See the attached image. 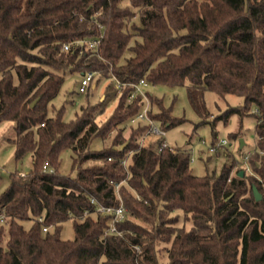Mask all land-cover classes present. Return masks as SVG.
<instances>
[{"label": "trees", "instance_id": "obj_1", "mask_svg": "<svg viewBox=\"0 0 264 264\" xmlns=\"http://www.w3.org/2000/svg\"><path fill=\"white\" fill-rule=\"evenodd\" d=\"M67 71L124 84L105 122L101 105L70 122L48 115ZM140 81L185 87L198 112L206 92L241 97L220 118L255 117L251 171L231 161L199 177L187 146L146 142L148 121L131 122L146 106ZM148 100L162 131L182 122ZM3 122L31 168L0 194V264H264V0H0ZM95 138L110 141L92 151ZM65 151L75 177L58 172ZM67 221L72 240L60 237Z\"/></svg>", "mask_w": 264, "mask_h": 264}, {"label": "rangeland", "instance_id": "obj_2", "mask_svg": "<svg viewBox=\"0 0 264 264\" xmlns=\"http://www.w3.org/2000/svg\"><path fill=\"white\" fill-rule=\"evenodd\" d=\"M82 75L78 72H65L64 82L58 95L48 106V115L54 116L61 111L63 121H73L80 115L83 108L98 107L101 105L102 112L96 114V122H105L116 108L120 94L113 79L99 78L93 76V80L83 93L79 92ZM139 93L144 95L145 102L149 97L155 103H149L152 114L161 110L170 117L180 119L182 122L175 127L162 131L158 122L154 125L162 131L157 137L147 136L146 142L161 139L169 146L184 148L187 146L190 163L189 168L196 176L202 177L205 174L215 173L218 175L224 165L235 161L241 168H249L248 160L256 151L255 117L251 114L239 117L231 115L226 121L220 118L228 108H238L243 105V99L235 95L219 97L215 93H204V110L198 112L190 103L185 87H171L167 85H153L148 82L139 86ZM158 103V104H157ZM9 123H0V194L9 184V176L12 173H27L31 168V157L25 154L19 161L13 159V146L4 140L5 134L9 132ZM239 133L235 138L233 134ZM127 131L125 136L127 137ZM244 146L239 150V140ZM224 140L226 145L218 149L217 153L209 152V148L218 141ZM110 139L102 141L99 138L93 139L90 150L99 151L104 148ZM88 162L81 166H87ZM78 168L73 166L72 154L65 151L61 155L58 172L62 176L75 177ZM24 228L31 226L30 221L23 222ZM7 229H5V236ZM4 236V240H5ZM63 240H72L74 232L71 221L63 224L60 232Z\"/></svg>", "mask_w": 264, "mask_h": 264}, {"label": "built area", "instance_id": "obj_3", "mask_svg": "<svg viewBox=\"0 0 264 264\" xmlns=\"http://www.w3.org/2000/svg\"><path fill=\"white\" fill-rule=\"evenodd\" d=\"M88 44V48L89 49H95L96 46L99 44V39H94V40H90L87 42ZM64 50H67V47L64 46ZM93 76L94 74L92 73H86L85 75L82 76L81 82H80V86H79V92L83 93L86 89V87L91 83V81L93 80ZM115 85L117 89H120L122 86H124V84L119 83L118 81H115ZM145 85V81H140L137 85H134L135 88V92L139 93V86ZM133 95L130 96V98H132ZM147 110H148V103L146 101V106L144 107V109L142 110V112H140L139 114H137L132 120L131 122L134 123L136 121H148V123L150 124V127L148 129L147 133L153 134V135H159L161 136L163 133L162 131H160L159 129L156 128V126L154 125V122L148 120L147 118ZM226 145V142L224 140L218 141L215 145H212L209 148V152L211 153H215L217 151V149L222 148ZM162 147H168L166 142L162 143ZM173 151V150H171ZM245 160H248L249 157L245 156L244 157ZM246 171L249 170V168H244ZM93 202V200H92ZM98 211L102 214H110V213H114V220H120L122 218V214H123V209L121 207L117 208V209H110V208H104V207H99ZM110 232L114 231V226L111 225L110 226ZM47 228H43V232H46Z\"/></svg>", "mask_w": 264, "mask_h": 264}, {"label": "water", "instance_id": "obj_4", "mask_svg": "<svg viewBox=\"0 0 264 264\" xmlns=\"http://www.w3.org/2000/svg\"><path fill=\"white\" fill-rule=\"evenodd\" d=\"M35 103H36V101H34V102L31 104V106H34ZM243 146H244V143H243V141L240 139V140H239V149H242ZM239 176H240V177L243 176V172H242V171L239 172ZM252 190H253V196H254L255 201H260V200L262 199V195L257 191V189H256L255 187H253Z\"/></svg>", "mask_w": 264, "mask_h": 264}]
</instances>
